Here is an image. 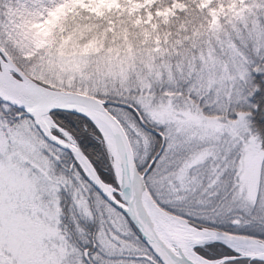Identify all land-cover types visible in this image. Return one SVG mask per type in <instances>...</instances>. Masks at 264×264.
<instances>
[{
    "label": "snow or ice",
    "instance_id": "snow-or-ice-1",
    "mask_svg": "<svg viewBox=\"0 0 264 264\" xmlns=\"http://www.w3.org/2000/svg\"><path fill=\"white\" fill-rule=\"evenodd\" d=\"M90 2L18 0L24 39L0 15V264H264V0L65 61Z\"/></svg>",
    "mask_w": 264,
    "mask_h": 264
},
{
    "label": "rangeland",
    "instance_id": "rangeland-1",
    "mask_svg": "<svg viewBox=\"0 0 264 264\" xmlns=\"http://www.w3.org/2000/svg\"><path fill=\"white\" fill-rule=\"evenodd\" d=\"M132 4L140 6L129 12V7ZM89 5L93 7L99 5V7L95 11L89 7L92 11L86 19L76 18V23L79 25L78 39L75 43L67 42L65 61L79 57L81 53L79 45L95 36L97 43L94 49H89L90 54H99L106 63H119L131 56L134 51L141 50L146 44L157 43L162 37L166 38V26L173 23V17L176 15L172 9L184 7L183 4H176L175 0H173L171 8L167 5L166 0H156L154 11L149 0H129L126 4L121 0H91L87 6ZM0 15L6 16L8 19L21 16L18 0H3V3L0 4ZM58 15H63L62 8L57 10L53 19ZM154 17H158V19ZM49 23L51 22L43 26L47 32ZM101 36L104 37L102 40ZM255 115L256 112L252 117L254 123H256ZM65 211H68L67 204H65ZM87 227L89 231H94L96 225L90 223Z\"/></svg>",
    "mask_w": 264,
    "mask_h": 264
},
{
    "label": "clouds",
    "instance_id": "clouds-1",
    "mask_svg": "<svg viewBox=\"0 0 264 264\" xmlns=\"http://www.w3.org/2000/svg\"><path fill=\"white\" fill-rule=\"evenodd\" d=\"M3 3V0H0V4ZM140 5H137V4H132L130 5L129 7V12H131V10L133 8H138ZM87 7H92L93 11L96 10V8L99 7V5H96V6H87ZM9 20V23L12 25L13 27V31L16 33L17 36H19L21 39H24L25 36H26V28H27V24H26V21L23 20L21 18V16H18L16 17L15 19H8ZM48 22H45L44 24L38 26V28L36 29L37 32L39 33H42L44 35H47V29L45 27H43L44 25H47ZM104 37L101 36V40L103 39ZM69 39H71L70 36H66L64 37V42L65 44H67V42L69 41ZM78 39V38H76ZM76 39H72V41L75 43ZM97 43L96 39H95V36H93L91 39H88V40H85L83 42L82 45H79V48H80V52L81 53H87L89 51L90 48H95V44ZM63 70V69H61Z\"/></svg>",
    "mask_w": 264,
    "mask_h": 264
},
{
    "label": "trees",
    "instance_id": "trees-1",
    "mask_svg": "<svg viewBox=\"0 0 264 264\" xmlns=\"http://www.w3.org/2000/svg\"><path fill=\"white\" fill-rule=\"evenodd\" d=\"M261 120H264V118L260 117L259 113L256 112V115H255V122H256V124H257V127H258V128H261V134L264 135V127L261 126ZM92 143H93V145H94V150H95L94 154H95V153H100L103 162L106 164V162H107V157H106V154H105L104 151H103V147H102V145H100L99 143H97V142H95V141H93Z\"/></svg>",
    "mask_w": 264,
    "mask_h": 264
}]
</instances>
